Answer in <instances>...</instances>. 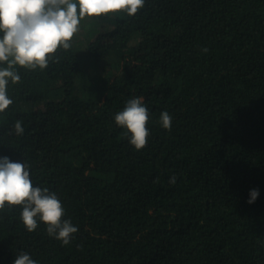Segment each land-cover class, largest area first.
Instances as JSON below:
<instances>
[{
	"label": "trees",
	"instance_id": "obj_1",
	"mask_svg": "<svg viewBox=\"0 0 264 264\" xmlns=\"http://www.w3.org/2000/svg\"><path fill=\"white\" fill-rule=\"evenodd\" d=\"M70 43L44 70L17 66L0 157L28 164L78 231L63 245L5 205L0 264L21 251L38 264H264V0H145L134 17H85ZM137 97L139 151L114 120Z\"/></svg>",
	"mask_w": 264,
	"mask_h": 264
},
{
	"label": "clouds",
	"instance_id": "obj_2",
	"mask_svg": "<svg viewBox=\"0 0 264 264\" xmlns=\"http://www.w3.org/2000/svg\"><path fill=\"white\" fill-rule=\"evenodd\" d=\"M145 5V0H0V113L13 103L8 85L20 82L17 66L21 69L44 70L55 59L58 49L68 50L71 41L85 17H100L124 12L134 17ZM207 52V49H203ZM117 126L130 134L129 143L135 150L143 149L150 135L146 125L149 111L143 97L129 99L123 110L114 117ZM159 123L170 129L172 117L162 112ZM17 135H23L22 121L14 125ZM176 182L172 176L170 184ZM252 204L259 190L249 193ZM8 206H22L20 220L28 232H34L39 223L47 226L50 237L68 245L78 231L70 220L62 219L64 208L54 192L46 187H34L30 166L0 157V211ZM13 264H38L21 251Z\"/></svg>",
	"mask_w": 264,
	"mask_h": 264
}]
</instances>
